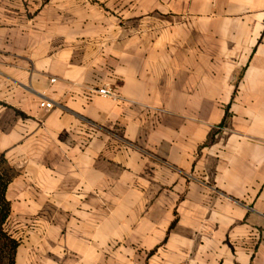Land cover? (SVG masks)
I'll use <instances>...</instances> for the list:
<instances>
[{"label": "crops", "instance_id": "1", "mask_svg": "<svg viewBox=\"0 0 264 264\" xmlns=\"http://www.w3.org/2000/svg\"><path fill=\"white\" fill-rule=\"evenodd\" d=\"M0 152L15 264H264V0H0Z\"/></svg>", "mask_w": 264, "mask_h": 264}, {"label": "trees", "instance_id": "2", "mask_svg": "<svg viewBox=\"0 0 264 264\" xmlns=\"http://www.w3.org/2000/svg\"><path fill=\"white\" fill-rule=\"evenodd\" d=\"M17 174L18 171L0 152V264H15L16 251L19 246V241L6 228L11 213V203L6 198V191Z\"/></svg>", "mask_w": 264, "mask_h": 264}, {"label": "built area", "instance_id": "3", "mask_svg": "<svg viewBox=\"0 0 264 264\" xmlns=\"http://www.w3.org/2000/svg\"><path fill=\"white\" fill-rule=\"evenodd\" d=\"M94 93H96V94H98L100 96L106 97V98H111L113 100H119L120 99V97L115 92V90H113L112 88H110L108 86H105V87H102V88H98V89L94 90ZM40 106L42 108L49 109V108H52L53 104L50 101L42 100L41 103H40Z\"/></svg>", "mask_w": 264, "mask_h": 264}, {"label": "rangeland", "instance_id": "4", "mask_svg": "<svg viewBox=\"0 0 264 264\" xmlns=\"http://www.w3.org/2000/svg\"><path fill=\"white\" fill-rule=\"evenodd\" d=\"M7 228V227H6ZM8 230V229H7Z\"/></svg>", "mask_w": 264, "mask_h": 264}]
</instances>
